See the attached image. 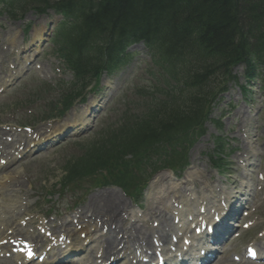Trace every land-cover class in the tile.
I'll return each mask as SVG.
<instances>
[{
  "label": "trees",
  "instance_id": "trees-1",
  "mask_svg": "<svg viewBox=\"0 0 264 264\" xmlns=\"http://www.w3.org/2000/svg\"><path fill=\"white\" fill-rule=\"evenodd\" d=\"M230 1L15 0L10 4L23 12L31 9L44 13L56 8L64 16L54 41L56 52L76 78L72 89L63 96L66 103L73 99L79 82L115 64L118 47L127 37L147 44L157 60L164 86H171L169 90L163 89V110L147 113L133 127L108 139L104 146L78 157L67 169L66 180L86 176L126 154L143 153L148 148L156 150L161 143H166L161 157L171 163L181 155L182 148L187 150L188 142L205 132L208 103L229 82L231 67L264 42V6L257 13L264 0H256V9L247 6L253 0H239L238 4ZM235 9L243 11L249 21L247 35L245 25L232 16ZM180 94H187L185 102L177 101L182 98ZM182 161L186 162L184 157Z\"/></svg>",
  "mask_w": 264,
  "mask_h": 264
},
{
  "label": "rangeland",
  "instance_id": "rangeland-1",
  "mask_svg": "<svg viewBox=\"0 0 264 264\" xmlns=\"http://www.w3.org/2000/svg\"><path fill=\"white\" fill-rule=\"evenodd\" d=\"M46 17L48 16H36L34 13H28L22 22L11 21L7 20L5 17H0V82L6 79L10 80L9 85L5 88L4 94L0 96V132L4 137L12 139V142L7 143L13 145L18 139H22L23 142H25L27 139H32L33 137L38 138L41 135L48 137L51 131H56L54 135L50 134L52 137L51 140H49L48 143H45L46 145L40 148L39 151L35 150L34 152H31L33 151L31 150L27 153L26 157L16 163H8V165L0 171V178L6 174H13L17 171L22 173L24 188L34 194H32L29 199L24 200L20 216L25 219L30 218L36 227L42 225L41 223L44 221L42 213H45L51 207V205L46 203L45 200L50 199L52 204L54 202L56 203H54L53 211H51L52 217L59 216L60 219L69 216V219H72V216L76 215V212H72L70 209L78 203L77 197H80L82 192H62L61 190L58 191V187L53 188V185L60 179L66 160L73 156L76 149L84 148L88 141H92L95 137H98L100 133L105 130L103 128L106 127L108 123L106 122L99 125V118L91 132L87 133V127L83 126V128H81L80 125L76 127V122L82 117L77 114V117L75 118L76 121L71 123L70 120L67 119L69 125L64 124L65 120L60 119L59 127L58 122H56L58 120L49 122L38 121V123L36 122L26 126L15 121L16 118H34V120H36L38 116L43 115H37L34 109H27L26 112L23 111V109L27 108L29 102H31V104L35 103H32V100H35L36 98H40L41 100H39L34 107L37 106L46 112L50 100L46 101V99H44V88H38L42 82H48V80H53L54 78H57L58 76L62 77L63 75L65 80L70 81L71 79L70 74L65 73L62 75L56 70L52 64L54 63V60L49 56V53H47L49 47H43L40 40L35 39L32 36L35 32L40 35L42 39L45 38V33L48 32L45 30V25L47 26V23L45 22H48L45 21ZM25 22L32 23L31 33L26 34L23 31L24 27L22 26ZM43 22L45 23L44 25ZM136 49H138L139 52L135 55L133 61L128 63L126 67L116 71L115 74L106 81V84L111 85L112 89L110 87L105 89L104 94L106 99H108V106L102 117L112 115L113 120L117 121L124 116V114L137 111L136 106H133L136 100L139 99L136 95L135 89H137V86L144 84L145 82L143 73L147 63L145 60L146 52L143 49L142 44L137 46ZM236 72L239 73V83L244 84V82L241 81V69L236 70ZM8 80L5 81V84H8ZM51 95L56 96V93L53 91L48 92L46 97ZM257 98L261 101L258 102V106H261L260 110L255 113L252 118L246 114L243 116L250 121V140H254L251 146L253 147L257 144L261 150L259 156H257L256 162L259 163L260 158L262 160L264 159V96L259 94ZM98 100L99 98L95 97L93 104L97 103ZM30 107L33 106L29 105L28 108ZM240 107L241 105L237 109L243 110L240 109ZM213 117L217 120H221L223 128L219 129L212 122L207 124L208 132L198 140L193 148H191L192 150L190 151L189 159L191 161L190 169L188 168L184 173L177 172V174L182 177V180H186L185 178L190 177L195 181L194 183L200 182L205 176V169L208 171L212 165L207 158L206 153L214 149L216 145L214 141L215 136L222 137L226 142V139H232L234 137L235 140L230 144V147L235 148L236 150L235 153L229 157V160L232 161L231 173L233 174L232 177L235 176V178L242 182L244 179L243 174L240 171L241 169L239 168L238 159L240 155L237 153L238 151L243 152L246 150V147L241 140L242 136H240L239 133L240 128L245 125L244 123L243 125L241 124L242 121L240 123L242 115L238 112L228 111L225 109L224 105L220 104V106L215 107ZM237 121L240 124L239 126L236 124ZM60 123L64 125H61ZM51 125L56 128L50 129ZM76 130H78V132H76ZM84 132H86L84 135L81 134V137H77L80 135L77 133ZM58 138H61V143L59 145L57 144L58 142H56ZM4 141L6 142V140ZM18 143L19 142H16L15 146L19 147ZM78 143L79 145H74ZM22 147L23 145L21 148ZM14 150L15 149L12 148H6L4 152H13ZM230 150L232 151L231 148ZM26 162H28V164L24 166ZM259 167L262 166H251V169L256 172ZM234 168L238 171L232 170ZM254 171H246L245 176L251 174L250 178L252 179L255 177ZM197 172L198 174L195 175ZM192 174H194V176ZM159 177H165L166 179V177H172V175L168 171H165L163 174H160ZM172 178L175 179L174 176ZM155 179L159 178L155 177ZM181 181L174 182L169 180L170 183L178 187H185L186 185H183ZM113 188L114 187L109 186L89 190V193L86 196L82 195L79 199L80 204L78 208L89 201V198L93 194L113 191ZM14 190L17 189L14 188ZM48 194L52 195L48 196ZM152 194L153 192L149 194L146 193L144 199L140 202L142 203L144 201L142 208L144 209V212H149V203L153 199ZM119 197L123 200L122 203L129 205V209L133 208V198H127L122 193ZM258 197H260V194ZM123 211L125 210H121L120 214H122ZM259 216H261L260 222L251 230L246 231L242 229L237 240H234L230 244L232 252L226 253L225 256L215 264H264V262L255 263L252 261H245L242 257V254L245 252L244 247L246 244L256 243L259 246L264 240V205L256 206L252 219H257ZM132 219L127 220L130 223V226L132 224L131 222L134 221ZM19 221L20 219L16 218V223H19ZM150 222H152V220ZM150 222H146L147 225L145 228H151L153 226ZM16 223H14V227H16ZM134 224L136 226V223ZM139 225L141 226V222H139ZM168 225L170 224L168 223ZM9 226L8 230L11 229V225ZM166 226L167 225H165V227ZM161 227L164 228V224H161L160 227L156 228ZM21 228H24L23 225H21ZM27 229L29 230V234H31V231L33 230L32 227H28ZM236 253L240 255L238 261L232 259ZM0 264L20 263L13 260V257L5 259V257L0 256Z\"/></svg>",
  "mask_w": 264,
  "mask_h": 264
},
{
  "label": "bare ground",
  "instance_id": "bare-ground-1",
  "mask_svg": "<svg viewBox=\"0 0 264 264\" xmlns=\"http://www.w3.org/2000/svg\"><path fill=\"white\" fill-rule=\"evenodd\" d=\"M193 1H198V0H190V2H193ZM234 1L237 4L240 3L239 0H234ZM230 2H232V0ZM256 2H257L256 0H253V4H249L247 6H251L254 9H256L255 8ZM241 5H242V8L245 9L246 3L243 2ZM263 6L264 5L261 4V8H258L257 9V13L259 12V10L263 9ZM235 10H236L234 12L235 14L234 15L232 14V16H237V18L240 19L241 23L245 25L244 26L245 27V33H244V35H247L246 33L250 30L249 21L246 20L245 16L243 15V13H244L243 11H241L239 9H235ZM230 11L233 13L232 10H230ZM254 12H256V11H254ZM259 14L260 13H258V15ZM249 41H247L246 44ZM252 41H256V39L253 38ZM11 175H6L5 177H2L1 180H0V185L1 186L4 185L6 183V181H7V179H11L12 180V183H13V185L15 187L19 186L21 188L22 185H23V181L21 180V177L22 176L20 174H18L17 175V178H13ZM190 184H191V182H190ZM156 185L158 187L163 186L162 185V182H158ZM161 188L162 189H166V190H164L163 193L162 194H159L158 196L160 198L166 199V196H165L166 195V192L167 191H170V190H168V188H166V187H161ZM158 203L163 208L168 209V207H166V205L162 204L161 202H158ZM121 206H122L121 199L118 198V197H116V196H114L113 194H109V195H106V196H104V195L103 196L102 195H98V196H94V197L91 198V204L88 207L87 211H90L93 215H95V214H97V216L103 215L104 216V221L103 222H105L106 224L111 225V223H113V224L115 223L116 225H118L122 221V219H121L122 217L117 216L118 215V211H119L118 209L121 208ZM123 207H125V206H123ZM8 210H9V207H7V209H6V207H3V209H1V205H0V218H2V215L1 214L7 212ZM12 223H14V221ZM69 227H71V226H68L67 228H69ZM134 230H136V228H133L132 229V232H131V228L130 227H126L125 229H123V231H122L124 233L123 234V237L126 235L127 242H131V241H133L135 239V237L132 235ZM19 231H20V229H17V230H14L11 233V235H9V234L6 235V234H4V232H2L0 230V238L2 239L1 241L5 240L9 236L10 237H13L12 235H16V233L19 232ZM117 237L118 236H114V237L107 236L104 240H102L100 242V243H102V242L106 241V244H107V247L108 248L105 251H108V250H111L112 249V247L114 245V243H112V241L114 239H116ZM20 241L19 240L16 241L18 243V246L17 247H20V245H21ZM3 246H4V244H0V248H4ZM116 249L117 248H113V251L116 250ZM25 250L27 251V249H25Z\"/></svg>",
  "mask_w": 264,
  "mask_h": 264
}]
</instances>
